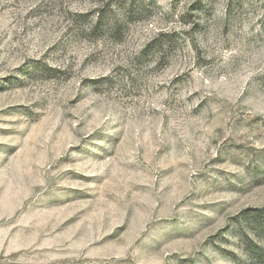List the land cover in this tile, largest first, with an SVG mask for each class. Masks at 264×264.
Segmentation results:
<instances>
[{
	"label": "rangeland",
	"instance_id": "1",
	"mask_svg": "<svg viewBox=\"0 0 264 264\" xmlns=\"http://www.w3.org/2000/svg\"><path fill=\"white\" fill-rule=\"evenodd\" d=\"M0 264H264V0H0Z\"/></svg>",
	"mask_w": 264,
	"mask_h": 264
}]
</instances>
